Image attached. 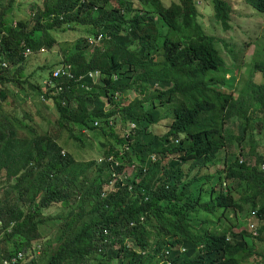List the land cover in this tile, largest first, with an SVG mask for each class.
Wrapping results in <instances>:
<instances>
[{"label": "trees", "instance_id": "trees-1", "mask_svg": "<svg viewBox=\"0 0 264 264\" xmlns=\"http://www.w3.org/2000/svg\"><path fill=\"white\" fill-rule=\"evenodd\" d=\"M197 1L135 0L134 7L132 0H43L31 21L16 23L5 7L0 10V264L13 257L14 264L264 259L254 245L264 243V224L257 236L233 232L244 211L264 220V143L257 150L251 140L253 164L235 156L221 171L207 172L232 142L240 150L246 136L250 141L255 129L264 131V60L251 68L263 80L250 76L236 96L226 94L225 63L204 30ZM203 1L211 2L214 19L227 30L229 4ZM243 1L264 13V0ZM74 24L91 26L102 39L90 45L79 38L66 48L59 64H70L73 77L60 75L58 86L50 87L51 81L42 85L11 71L25 61V49L51 48L50 31ZM88 71L100 75L92 81ZM28 93L51 105L52 123H29L22 107ZM164 110L171 113L170 123ZM237 119L233 136L227 125ZM164 120L166 130L153 133ZM85 132L105 135L96 143L102 162L75 158L72 143L91 147L96 138ZM112 169L120 177L113 190L104 191ZM51 206L68 209L55 224L43 217ZM48 223L53 234L41 250V227ZM165 242L185 252L170 248L165 254Z\"/></svg>", "mask_w": 264, "mask_h": 264}, {"label": "rangeland", "instance_id": "rangeland-1", "mask_svg": "<svg viewBox=\"0 0 264 264\" xmlns=\"http://www.w3.org/2000/svg\"><path fill=\"white\" fill-rule=\"evenodd\" d=\"M176 0H162L165 5L170 4ZM227 2L231 8V15L229 21V28L224 30L221 25L213 17V9L211 2L203 3L200 0L199 10H200V21L204 26L205 32L213 37V44L218 50L219 54L222 56L227 76L224 78V86L222 90L226 94L232 93L236 96V91L241 85V81L245 80L252 76L254 81L259 82L263 80L261 74L258 71H251V68L254 63L264 60V13L258 12L253 9L250 5L246 4L243 0H224ZM2 3L0 10L5 7V13L8 19H12V22L16 23L17 21L29 20L33 18V13L38 7L42 6L43 0H14L9 3V0H0ZM133 6H137L135 0H132ZM50 33L53 35L54 43L51 48H43L40 51H32L25 56V61L22 64H19L13 68L11 71L14 73L20 72L22 78L31 82L42 81L46 78L48 71L55 67L57 64L62 61L64 58L63 52L66 50L69 45L73 44L79 38H86L92 35V28L89 25L83 24H74L64 26L57 30H52ZM10 89H14L13 85H9ZM27 88V86H25ZM28 89V88H27ZM27 92L29 90H26ZM21 92V91H19ZM29 94V93H28ZM21 95V93H20ZM24 99L19 98L18 101L21 102ZM22 107L27 110V113L31 115L32 123L39 126V124L52 123L53 118L55 117L51 105L46 103L43 100H37L36 95L29 94V98L24 102ZM21 107V106H20ZM20 112L22 110L20 109ZM163 116L166 115L167 123L171 121V113L169 114L166 110L161 113ZM238 120L234 121V124L229 127L230 134L235 136L238 132ZM161 125V127H160ZM158 128L153 129L154 126L150 127L153 133L162 134L164 129L166 130L165 120L163 123L160 122ZM49 126V125H48ZM226 126V127H227ZM259 126V123H257ZM161 128V129H160ZM262 130H264V122L262 123ZM84 132V131H83ZM94 136L92 133L85 132L86 137H96L94 143L91 147L89 145L77 147L75 144H71L73 149V154L75 158L87 161L96 159L100 152L98 145H96L97 140H104L105 135L99 136L98 133ZM66 135H63L61 139L65 138ZM251 140H254L258 143L257 150L263 149L261 144L264 143V131L259 132L258 129H255L252 137L249 139L246 138L240 144L241 149H237V146L232 142V145L229 150L220 151L217 155L216 162L208 167L207 172L216 173L221 171L225 162H230L235 156L238 157L241 152L244 156V161L247 163H253L254 157L249 154ZM65 150L66 148L63 147ZM101 148V147H100ZM190 164H185L184 168L187 169ZM202 172V170H201ZM3 188V184L0 181V192ZM68 209L61 206H51L44 210L43 217L50 216L53 221L51 223L55 224L58 222L57 217L65 215ZM248 213V214H247ZM199 224L201 225L202 220L204 219V214L199 215ZM248 219V220H247ZM239 226H246L248 222L249 225L259 227L264 224V220L255 218V215L250 212H243L238 214L237 217ZM51 223L46 224L45 227H41L43 236L38 240V243L43 249L44 246L49 242L50 235L53 234L51 229ZM242 228H237L240 230ZM264 236V235H263ZM255 251L264 255V243L260 244L258 241H255ZM40 250V253H41ZM116 264V262H114ZM249 264H264V259L259 255H255Z\"/></svg>", "mask_w": 264, "mask_h": 264}, {"label": "clouds", "instance_id": "clouds-1", "mask_svg": "<svg viewBox=\"0 0 264 264\" xmlns=\"http://www.w3.org/2000/svg\"><path fill=\"white\" fill-rule=\"evenodd\" d=\"M203 3H206V1H203V0H201ZM199 3H200V0H198L197 1V4H198V8H199ZM200 11V10H199ZM86 39L88 40V42L90 43V45H93L94 43H96V42H98V41H100L101 39H102V34H97L96 36H94V35H91V36H88V37H86ZM26 50H28V49H25L24 50V54L25 55H27L28 53H30V50H28V52L26 51ZM61 65H69V71H70V73H71V77H73L74 76V74H73V72H72V69H71V65L70 64H67V63H61V64H59V65H56L55 67H53L52 68V70L51 71H53L55 68H57V67H59V66H61ZM90 72H92V73H94V72H98V76L100 75V73H99V71H88L87 73H85L86 74V77H88V78H90L92 81H95V79H93V78H91V77H89V75H88V73H90ZM225 76H227V74H225ZM225 76H224V78H225ZM56 78H53L52 77V73H51V76H49V77H46L43 81H42V85H45V82L46 81H48V80H52L53 81V83H54V85H56L55 84V82H54V80H55ZM80 79V78H79ZM56 86H58V85H56ZM224 86V85H223ZM223 86H222V88H223ZM57 89L58 88H60V86L59 87H56ZM221 88V89H222ZM231 93V92H230ZM229 94V93H228ZM238 120V119H237ZM126 130V129H125ZM129 130V129H128ZM128 132V131H127ZM219 154V153H218ZM217 154V155H218ZM217 155H216V158H217ZM103 157V156H102ZM167 158H171V156L170 155H168L167 156ZM216 158H215V162H216ZM238 161L239 162H244V156H243V154L240 152L239 153V155H238ZM97 159V162H102L103 161V158H96ZM149 160L150 161H155V155L154 154H151L150 156H149ZM229 163V162H228ZM254 163V162H253ZM253 163H249V164H253ZM213 165V164H212ZM129 169L131 170V172H133V167L132 166H130L129 167ZM134 173V172H133ZM111 175H112V178H111V180H110V183L107 185V186H105V188H104V191H111V190H113V184H114V182L115 181H117L118 179H119V175L118 174H116L115 173V171L112 169V173H111ZM222 186L223 187H225L226 186V183L225 182H223L222 183ZM251 213L252 214H254V211H251ZM231 216H233V214H231ZM143 220V217H140V221H142ZM248 220V219H247ZM135 223V222H134ZM134 223H131V224H134ZM239 226V225H238ZM234 227L233 228V232L234 231H236V232H238V231H241V230H246L247 232H249L252 236H257V228L258 227H255V226H253V225H249L248 224V222L246 223V226L245 225H243V227L241 226V227ZM237 228H242V229H240V230H236ZM127 240V239H126ZM126 240H125V242H126ZM161 250H163V252L165 253V254H168V252L170 251V248L171 249H173V248H176V249H178L179 250V252L180 253H184L185 252V248L184 247H182V246H175V247H171V245L169 244V243H167V242H165V243H162L161 244ZM40 251H38V252H36V254L37 253H39ZM168 263V264H170V262H169V260H166V259H161L160 260V262L159 263Z\"/></svg>", "mask_w": 264, "mask_h": 264}, {"label": "built area", "instance_id": "built-area-1", "mask_svg": "<svg viewBox=\"0 0 264 264\" xmlns=\"http://www.w3.org/2000/svg\"><path fill=\"white\" fill-rule=\"evenodd\" d=\"M26 51L28 52V50H26ZM69 68H70L69 65H61V66L55 68L52 71V77L53 78H56V77H58L60 75H66L68 77H71V73L69 71ZM88 75H89V77L95 79L98 76V72H94V73L90 72V73H88ZM50 81H51V84H50ZM46 84H48V85L50 84V87H54V83H53L52 80L46 81L45 82V85ZM59 89L60 88H58L57 90H59ZM109 159H111V158H109ZM18 257L19 258L21 257L20 254H19ZM14 262H16V258L13 257L10 261L9 260H6L3 264H14Z\"/></svg>", "mask_w": 264, "mask_h": 264}]
</instances>
